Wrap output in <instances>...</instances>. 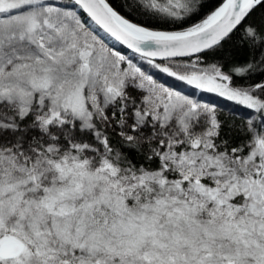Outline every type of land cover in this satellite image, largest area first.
Returning <instances> with one entry per match:
<instances>
[{
  "label": "snow or ice",
  "instance_id": "1",
  "mask_svg": "<svg viewBox=\"0 0 264 264\" xmlns=\"http://www.w3.org/2000/svg\"><path fill=\"white\" fill-rule=\"evenodd\" d=\"M205 6L0 0V264H264V0Z\"/></svg>",
  "mask_w": 264,
  "mask_h": 264
},
{
  "label": "trees",
  "instance_id": "2",
  "mask_svg": "<svg viewBox=\"0 0 264 264\" xmlns=\"http://www.w3.org/2000/svg\"><path fill=\"white\" fill-rule=\"evenodd\" d=\"M123 0H111L112 5L117 9V10H122L121 5H122ZM220 0H204L205 3V8L204 11L207 12L214 8L216 5H218ZM136 19H147V17H142V16H137ZM262 20H264V7H258L254 14L251 17V20L249 21L250 23H260ZM241 33H237L235 36H233L232 39L227 40L224 43V46L217 50L216 52L210 53L208 55V59L215 60L218 62H221L225 65L228 64H234V63H243L250 59V53L246 48H243L239 45V42L237 40V37ZM119 47V46H117ZM122 52H127L126 49H121ZM131 55L130 53H127ZM155 72L154 69L150 70V73ZM156 78L160 79L162 82H166L167 85H171L173 87H176L178 89H182L184 93L186 94H191L190 89H192L190 86H186L180 82L174 81L172 78L167 77L164 74L156 72ZM255 79H259L257 76ZM254 80L248 81L249 83L255 82ZM239 82V81H237ZM193 90V89H192ZM195 98H199L202 102H206L209 104H215L218 105V111L221 112L222 116L226 120L233 121L235 123H240L244 117L243 113L246 111L240 106L235 105L233 102H229L224 100L223 98H220L216 96L215 94H209V93H201L199 92L196 94ZM116 137L113 135V142L115 144V147L118 151H120L119 144L116 143ZM123 155H128L127 152H122ZM132 162L133 163H149L148 161H143L139 156H135V154H132Z\"/></svg>",
  "mask_w": 264,
  "mask_h": 264
},
{
  "label": "rangeland",
  "instance_id": "3",
  "mask_svg": "<svg viewBox=\"0 0 264 264\" xmlns=\"http://www.w3.org/2000/svg\"><path fill=\"white\" fill-rule=\"evenodd\" d=\"M147 67V66H146ZM150 70H152V68H147V71L150 73ZM190 92H193V90L192 89H190ZM199 92H197V94H198ZM196 99H199V98H196Z\"/></svg>",
  "mask_w": 264,
  "mask_h": 264
},
{
  "label": "water",
  "instance_id": "4",
  "mask_svg": "<svg viewBox=\"0 0 264 264\" xmlns=\"http://www.w3.org/2000/svg\"><path fill=\"white\" fill-rule=\"evenodd\" d=\"M131 54V53H130Z\"/></svg>",
  "mask_w": 264,
  "mask_h": 264
}]
</instances>
